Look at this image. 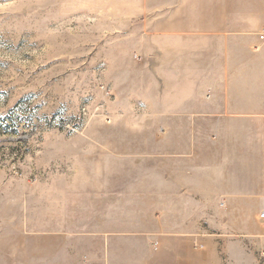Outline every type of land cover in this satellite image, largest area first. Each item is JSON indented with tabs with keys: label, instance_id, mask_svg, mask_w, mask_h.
<instances>
[{
	"label": "rangeland",
	"instance_id": "rangeland-1",
	"mask_svg": "<svg viewBox=\"0 0 264 264\" xmlns=\"http://www.w3.org/2000/svg\"><path fill=\"white\" fill-rule=\"evenodd\" d=\"M222 18L228 36L217 31ZM195 95L197 103L187 102ZM209 107L245 117L222 119L224 131H216L214 118L197 116L193 124L172 115ZM188 144L244 145L240 177L259 191L264 0H0L2 182H19L26 197L46 187L53 198H80L82 211L71 212L90 209V222L114 211L153 230L163 212L167 227L191 229L182 249L189 264H227L214 246L221 234L230 241L243 235L244 264H264V211H254L253 200L161 198L219 193L228 173L237 174L222 164L231 152L219 149L213 153L223 158L213 163L198 151L189 175L174 157V146ZM223 221L229 232H221ZM206 239L214 241L210 260ZM164 257L171 259V249Z\"/></svg>",
	"mask_w": 264,
	"mask_h": 264
},
{
	"label": "crops",
	"instance_id": "crops-1",
	"mask_svg": "<svg viewBox=\"0 0 264 264\" xmlns=\"http://www.w3.org/2000/svg\"><path fill=\"white\" fill-rule=\"evenodd\" d=\"M228 21H223L222 29L217 31L222 35H227L223 28ZM227 29V28H226ZM239 32L236 31V33ZM212 34V33H211ZM227 38V37H226ZM211 72V71H210ZM226 81V80H225ZM222 80L221 87L227 84ZM212 83L210 82V86ZM207 88V87H205ZM197 95V94H196ZM190 96L187 99L189 103H197V97ZM186 100V99H185ZM184 102V100H180ZM205 105L212 104V98L202 100ZM209 110V111H208ZM203 113L195 111L182 110L174 113V118L178 120H190L195 123L197 116L204 120H216V131H224L222 119H243L244 114L239 113H221L212 112L209 107ZM203 114V116H201ZM189 123V131H196V128ZM225 124V123H224ZM210 130V128H208ZM212 131V130H211ZM220 150H229L233 156L232 160L222 162L225 167H236L237 174L228 173L227 187L224 186L221 192L213 193L200 191L193 194L187 192H163V200H176L178 198L197 200H226L243 201L253 200L254 211L257 209L264 211V198L262 197L264 189L263 181L259 182V191L253 192L249 188L248 180H244L241 175H245L246 162L245 152L247 148L244 145H198L188 144L187 146H174V157L176 162L181 165L182 170L192 175L196 170V159L200 158L198 151L208 153V158H223L222 154L214 155L213 152ZM181 151L180 153H177ZM210 153V154H209ZM178 159V160H177ZM207 159L205 158V161ZM177 165V163H174ZM192 172V173H191ZM263 182V188L260 185ZM225 185V184H224ZM44 194L28 190V196L22 194V186L19 182H2L0 178V264H189L187 257L182 255V249L189 248L190 238L185 235L191 231L189 227L176 225L167 227L162 219L158 221L157 226L152 230L144 225L135 226L132 218L126 219L125 216L117 213H97L93 221L83 214H73L71 210L79 207L78 203L72 202L73 195H57L53 198L48 194L47 188ZM194 206H197L196 203ZM79 211L80 208H77ZM255 214V212H254ZM82 215V216H79ZM88 220V221H87ZM224 222V221H223ZM213 226V223L210 224ZM264 227V225H263ZM221 232H229V224H221ZM243 231V227H240ZM239 230V229H238ZM223 239L214 241L205 240V260L213 256L214 250L211 246H219L221 253L224 254L225 261L229 260L234 264H244L246 256L245 240H228V237L221 234ZM155 244V245H154ZM264 249V240L262 242ZM157 248L153 251V248ZM256 247H254L255 249ZM171 249V259H165L164 253ZM170 252V251H168ZM235 253V256L233 255ZM195 258V257H193ZM194 262V259H193ZM230 262V263H231Z\"/></svg>",
	"mask_w": 264,
	"mask_h": 264
},
{
	"label": "built area",
	"instance_id": "built-area-1",
	"mask_svg": "<svg viewBox=\"0 0 264 264\" xmlns=\"http://www.w3.org/2000/svg\"><path fill=\"white\" fill-rule=\"evenodd\" d=\"M261 218H264V214L261 215ZM155 245V244H154Z\"/></svg>",
	"mask_w": 264,
	"mask_h": 264
}]
</instances>
